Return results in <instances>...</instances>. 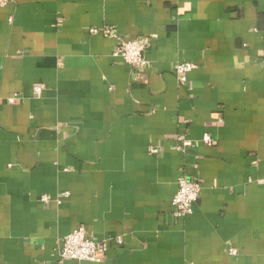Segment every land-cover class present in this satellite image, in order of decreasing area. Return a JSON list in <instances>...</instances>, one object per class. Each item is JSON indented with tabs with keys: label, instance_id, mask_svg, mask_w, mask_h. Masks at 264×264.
I'll return each mask as SVG.
<instances>
[{
	"label": "crops",
	"instance_id": "1",
	"mask_svg": "<svg viewBox=\"0 0 264 264\" xmlns=\"http://www.w3.org/2000/svg\"><path fill=\"white\" fill-rule=\"evenodd\" d=\"M105 27L146 65L88 33ZM182 175L201 192L175 218ZM263 178L264 0L0 6V264H264ZM79 227L107 240L101 263L59 261Z\"/></svg>",
	"mask_w": 264,
	"mask_h": 264
},
{
	"label": "built area",
	"instance_id": "2",
	"mask_svg": "<svg viewBox=\"0 0 264 264\" xmlns=\"http://www.w3.org/2000/svg\"><path fill=\"white\" fill-rule=\"evenodd\" d=\"M8 0H0V6H6ZM91 36H101L106 39H113L116 41V47L112 53L114 58L121 59L124 63L133 66L137 69L143 68L146 65L145 61V41L134 39L125 40L119 36L117 30L111 27L102 29L90 28L88 30ZM196 68V65L189 62H180L174 66V74L179 85H184L187 81V75ZM45 90L43 84H36L33 86V93L40 97ZM22 98L15 94L7 99V103L15 104ZM203 143L210 145L212 139L210 136L203 137ZM192 145L190 141H184L179 147L178 151H184ZM151 155L158 153L157 149L149 148ZM264 185V178L260 181ZM201 186L192 182L186 176L182 175L177 180V191L171 201L173 207V216L175 218H183L192 214L193 206L198 201L200 196ZM67 193L60 194L56 198V203H60V199L66 196ZM50 201L48 196L41 197V202L47 203ZM117 244H121V240H116ZM107 248V240H94L90 238L83 227L75 229L73 232L62 238L57 255L60 262L67 260L77 262L101 263L105 257ZM234 253V252H232Z\"/></svg>",
	"mask_w": 264,
	"mask_h": 264
}]
</instances>
